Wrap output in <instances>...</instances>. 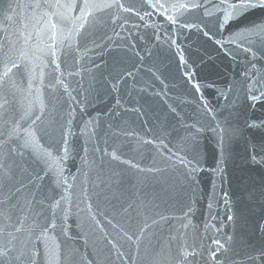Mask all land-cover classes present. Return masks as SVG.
<instances>
[{
	"label": "snow or ice",
	"instance_id": "6c2138e0",
	"mask_svg": "<svg viewBox=\"0 0 264 264\" xmlns=\"http://www.w3.org/2000/svg\"><path fill=\"white\" fill-rule=\"evenodd\" d=\"M253 9H264V0L0 4L5 33L0 40V264H100L68 243L74 209L77 228L85 226L81 217L86 216L99 233L107 252L104 264H264V16L236 23ZM221 58L240 71L230 79L228 73L213 79ZM142 72L161 88L151 91L146 84L140 89L149 109L159 106L157 124L145 120L140 127H148L140 134L121 120L128 111L146 116L143 107L119 109L129 80V101L135 85L144 83L138 79ZM169 79L182 81L190 97L183 106L169 103ZM101 92L116 93L115 104L90 112ZM133 140L137 148L155 151L147 167H141L144 160L122 158L121 143L131 146ZM73 154L80 166L65 175ZM97 158L99 168L107 162L156 179L161 193L154 200L167 198L182 217L162 212L133 217L134 201L123 189L128 173L111 167L107 180L98 172L99 191L96 181L85 179L74 193L81 176L98 171ZM230 169L236 173L234 188L226 191ZM206 170L220 179L223 195L215 191L213 179L204 236L199 244L188 243L187 230L200 231L193 223L200 203L196 186ZM101 196L110 211L99 210ZM221 199L226 223L217 221L219 211L212 215L213 202L219 209ZM146 242L151 252L146 249L142 260Z\"/></svg>",
	"mask_w": 264,
	"mask_h": 264
},
{
	"label": "water",
	"instance_id": "95a60500",
	"mask_svg": "<svg viewBox=\"0 0 264 264\" xmlns=\"http://www.w3.org/2000/svg\"><path fill=\"white\" fill-rule=\"evenodd\" d=\"M4 0H0V4H2ZM13 2H19V3H29L31 0H13ZM22 10L18 13V15L23 14ZM261 16H264V9H253L251 12L247 13L244 17L241 18L240 21H237L236 23H243L247 21H251L254 19H257ZM155 19V18H153ZM22 23V22H21ZM16 25L13 26L10 31L15 30ZM151 30L149 29V32ZM5 36V33L0 30V40H3ZM143 43V42H141ZM212 55H215V53H212ZM240 59H243L242 57ZM104 60L111 63V58L105 54ZM96 63H101L100 60H96ZM167 63V61L165 62ZM216 64L219 66L220 72L219 75H214L213 79H223L225 73H228V78H231L232 72H239L240 69L233 65L230 61L224 60L221 58V60L216 61ZM139 80L144 81V83L138 82L136 87V92L131 93V101H129V91L132 85L131 79L129 80V89L124 90L122 93L123 99H122V107L119 109V111L123 112L125 108L127 109H133V108H140L143 107L144 111L147 113V115H140L138 113H134L131 111H128L124 113L123 118L121 120V123H127L129 127H135L137 129H140V134H143V131H145L148 127V125H145L143 129H141V124L148 120L151 124H157V121L155 119L156 113L159 111L158 103L153 104V108L149 109V105L145 103L143 99L140 98V89L144 88L146 84H151L152 89L151 91H158L161 88V85H159L158 82L153 83L152 79L145 75V73H140ZM169 83L170 87L172 88L171 91L168 92V95L170 97L169 103H172L174 105H181L183 106L184 101L190 99L189 96L185 94L186 89L181 87L182 81L179 79L172 80L169 79L167 81ZM75 86V85H74ZM25 87H27V80L25 79ZM219 87V85H218ZM151 91L147 94L149 98H151ZM206 95L209 96V99L215 100L216 96L212 92L206 93ZM116 93H111V95H108L104 92H101L98 98H95L91 101V106L89 108V111L91 112L92 107H95L97 109L103 107L105 111H107L108 107H111L115 104L116 101ZM150 103H152L151 99L149 100ZM16 107L17 110L20 109V98H16ZM185 112H191L189 108L183 109ZM40 113L37 112V115ZM94 115L95 113L92 112ZM256 115H260L259 110L257 111ZM35 118V117H33ZM87 119V116L84 117ZM26 126V125H25ZM74 131L79 134V127L75 128ZM150 137H145V139H148ZM43 143V142H42ZM77 143L79 145H83V137H79ZM116 143H121V141H116ZM131 146H129L128 141H123L121 143V151L124 153L122 156L123 159H131L135 158L133 162H136L137 160H144L145 163L141 164V167H147L148 162L151 161V159L155 156V151L152 149L151 146L143 147L142 145L140 148H137V143L135 140L130 142ZM110 152L113 150L111 146H109L108 149ZM240 153L243 154V146L239 149ZM119 154V153H118ZM81 155H83V152L81 151ZM91 159V157H89ZM110 159V158H109ZM97 163V169L98 171H93L90 177H83L81 176L79 180L76 181L77 188L74 190V193L79 190V186L81 182L85 179H90L92 181L97 182V191L100 190L99 188V181H97V175L98 172L102 173L100 176L101 180H107L108 178V170L109 167H111L114 171H125L128 173V179L125 181L123 185V189L126 191V194L130 195V202L134 201V208L131 212V215L133 217H136L139 215L140 219L142 220L145 216H154L156 212H162L164 215L169 217H182V213L178 210H174L173 202L168 201L167 198H164L163 200H154V196L156 194L161 193V184L157 182L156 179H154L151 176H140V174L136 173L135 170H127L118 168L115 164L109 165L107 162H105V165L103 168H99V161L98 158L96 160ZM211 163V162H210ZM80 166V157L76 156L75 154L70 157V159L65 162V167L67 169L65 175H68L69 173L75 174L76 169ZM236 173L230 169L227 177H228V183L227 180L223 183V188L227 191L229 186L234 188V176ZM213 179H215L216 189L215 191L219 196L222 197L223 193H220V187H221V181L219 178H213L211 174L206 170L204 174H202L199 177V182L196 186L197 188V199L200 201L199 204L196 205V219L193 220L194 224L200 225V231L199 233H194L191 228H189L187 231L189 233L188 237V243H192L193 240L196 241L197 244H199L200 238L204 236L203 232V221L204 219L208 218V211H207V204L209 202L208 198L213 192L212 188V182ZM143 181V183H141ZM71 182V177H70ZM205 193V195L201 198L199 193ZM92 203H96V198L93 197ZM151 202V204H150ZM115 203V201H113ZM100 204V211H104L105 209H109V205L104 202L103 196L100 197L99 200ZM154 204V206H151ZM83 207V205H81ZM110 211V209H109ZM217 211H219V215L217 216V221H220L221 219L226 223L227 222V214L225 212V209L223 207V200H220V206L219 209H217L215 202H213V211L212 215H217ZM85 221V226L80 229L76 227L77 222V214L75 212V209L73 210V215L69 218V227L71 229V235L72 240L68 241V243L74 247L79 249V251L83 253H87L89 255V258H97L100 261V264H104L105 257L107 256V252L104 250V245L99 242V233L95 231L94 228L90 227L91 222L87 220L86 216L81 217ZM103 218V217H98ZM109 218H111V215H109ZM122 222H127V217L124 218ZM150 222V221H149ZM113 223H116L114 220ZM174 226H177V221H172ZM219 226V225H217ZM109 231H111V228H108ZM231 227L228 228V233L230 234ZM167 229H165V235H167ZM211 235V233H209ZM204 243H210V240L205 239ZM125 248H127V245H125ZM146 249L147 253L151 252V248L147 247V242L145 245L141 247V259L146 260ZM133 254H135V247L133 246Z\"/></svg>",
	"mask_w": 264,
	"mask_h": 264
}]
</instances>
